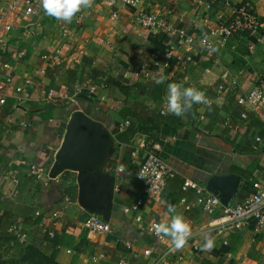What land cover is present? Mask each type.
<instances>
[{"label":"crops","instance_id":"obj_1","mask_svg":"<svg viewBox=\"0 0 264 264\" xmlns=\"http://www.w3.org/2000/svg\"><path fill=\"white\" fill-rule=\"evenodd\" d=\"M30 1L34 13L28 21L14 18L6 51L0 54V98H4L0 105V230L14 225L24 235L23 241L40 244L42 252L58 264H116L118 260L264 264V232L256 233L251 227L220 234L217 230L224 208L235 207L255 193V184L264 187V146L253 141L264 126L251 109L236 102L264 78V39L235 34L206 53L196 41L186 46L175 34L141 28L134 23L137 10L121 3L107 7L90 0L89 7L76 13L81 21L75 25L73 18L65 22L47 15L42 0ZM204 2L142 0V5L170 28L197 39L218 18L229 19L233 12L223 0L209 10ZM249 2L264 29V0ZM112 13L116 18L111 19ZM55 46L61 47L59 59L43 64L40 55ZM19 50L26 53L25 59L13 63L10 53ZM178 56L191 60L181 67ZM154 57L167 68L157 71ZM5 63L11 65L14 84L20 85L25 78L32 81L20 93L4 84L1 66ZM142 65L154 80L142 76ZM40 68L44 74L37 73ZM160 77L164 80L156 83ZM99 78L107 81L105 89L74 94L78 85ZM232 79L237 83L235 90L217 93L218 85L227 87ZM170 83L194 87L212 103H194L182 117L174 116L167 108ZM48 89L53 90L51 97L45 93ZM75 112L107 136L104 155L91 168L111 183L105 211L89 212L78 205L75 174L57 171L50 177L55 153ZM154 142L175 172L158 204L144 197L136 179L143 157L140 147ZM31 163L43 169L40 180L29 174ZM118 167L122 171L117 175ZM223 177H228L226 189ZM184 179L206 185L219 199L214 214L197 205L191 191L181 190ZM115 187L120 190L115 192ZM138 200L142 204L137 211L124 214ZM168 204L173 205V213L167 212ZM90 214L101 218L107 233L86 232L83 222ZM173 215L183 216L190 226L185 245L173 251L171 238L161 233L153 246L149 224H168ZM207 238L213 239V247L201 250ZM152 246V253L143 256Z\"/></svg>","mask_w":264,"mask_h":264},{"label":"built area","instance_id":"obj_2","mask_svg":"<svg viewBox=\"0 0 264 264\" xmlns=\"http://www.w3.org/2000/svg\"><path fill=\"white\" fill-rule=\"evenodd\" d=\"M107 7H112L117 3H121L124 6L132 7L137 10L134 17V23L145 30L163 32L165 34H175L178 39L182 41L186 46H190L195 41L198 45L204 48L206 53L213 51L215 45L223 46L233 35L247 34L250 36H260L264 39V29L260 20L255 15L250 0H223L224 3L230 6L233 10L229 19L224 20L218 18L213 28L209 29L207 33L201 37L194 39L191 36H186L183 31L170 28L167 23L161 21L154 13L149 12L142 4V0H94ZM217 0H205L204 6L207 10L211 9ZM22 6V7H21ZM21 7V9H19ZM20 10V11H19ZM34 13L33 5L30 0H4V3L0 4V54L5 53L8 42V35L14 27V18H23L29 20L30 16ZM116 18V13H112L111 19ZM75 25H78L81 21V16L75 14L73 17ZM60 48L55 46L52 48V52L40 55V60L43 64L56 62L60 57ZM26 53L23 50L10 53V59L13 63H18L25 59ZM190 57H177L178 66H185L190 62ZM154 66L157 71H161L167 68V64L159 62L158 58H153ZM3 81L6 86L12 88L14 93H20L22 89L31 84L29 78L22 80L20 85L14 84V76L11 65L5 63L1 66ZM146 79L154 80V76L150 75L146 71V67L142 65L139 71ZM38 74H44V69L40 68ZM15 85V86H14ZM218 85L217 93H221L226 88L235 90L237 83L235 79H232L230 83L226 85ZM107 87V81L99 78L95 83L80 84L74 89V94H81L87 92L89 94L97 92L99 89H105ZM48 97L53 95V90L48 89L45 92ZM237 104L242 107L251 109L256 119L264 126V78L256 83L246 94L238 96L236 100ZM4 103V98H0V105ZM212 103L211 99H205L198 103L200 106H208ZM245 115L242 114V118ZM19 126L26 127L25 122H20ZM254 144L257 146H264V132L257 134L253 138ZM140 149L143 152V157L138 167L136 179L142 186L144 197L153 203H160L162 191L165 189L167 182L175 177V172L168 166L161 155L160 145L156 142L149 143L148 145H142ZM139 149V150H140ZM138 150H135L132 154H136ZM29 174L33 175L37 180L43 177V169L36 166L34 163L29 165ZM122 169L118 167L116 169L117 175ZM116 175V176H117ZM256 191L249 197L245 198L240 204L235 207H226L223 209V215L218 219V232L223 233L225 231H231L241 227H251L256 233L264 232V187L259 188L256 184ZM181 190H189L195 197V202L200 205L202 209L208 214H214L220 206V201L217 197L212 195L206 185H202L195 181L184 179L181 183ZM120 189L115 187V192ZM142 201H136L132 206L124 209V214H131L136 212L141 206ZM56 216L57 213H53ZM136 222L140 221V217L136 216ZM158 223L152 222L148 226V231L151 234L153 240V246L156 245L161 238V233L156 231V225ZM83 228L90 235L107 233V228L102 222L101 218L97 215L90 214L83 222ZM1 233V230H0ZM4 234L11 236L12 238L23 240L24 235L13 225L4 229ZM53 234L50 233L49 237ZM152 247L143 251V256L147 257L152 253ZM70 253V251H67ZM96 258L93 257V261ZM116 264H132L128 261L118 260ZM137 264V263H135Z\"/></svg>","mask_w":264,"mask_h":264},{"label":"water","instance_id":"obj_3","mask_svg":"<svg viewBox=\"0 0 264 264\" xmlns=\"http://www.w3.org/2000/svg\"><path fill=\"white\" fill-rule=\"evenodd\" d=\"M107 136L105 131L89 120H80L79 113H73L66 125L62 145L56 151L50 177L57 171H67L74 175L77 186V203L86 211L108 210L111 183L109 179L92 172L104 155ZM228 177L222 178V188L226 189Z\"/></svg>","mask_w":264,"mask_h":264},{"label":"clouds","instance_id":"obj_4","mask_svg":"<svg viewBox=\"0 0 264 264\" xmlns=\"http://www.w3.org/2000/svg\"><path fill=\"white\" fill-rule=\"evenodd\" d=\"M89 6L90 0H42V7L47 15L65 22L71 21L82 7L86 8ZM163 80L164 77H160L155 82L160 83ZM202 101H205L203 92L194 87L185 88L176 83L167 85V108L168 112L174 116L182 117L185 112L192 108L194 103ZM167 212H174L173 205L168 204ZM156 231L171 238L174 246L173 251L182 248L191 235L190 226L181 215H173L168 224H157ZM213 243V239H205L201 245V250L211 249Z\"/></svg>","mask_w":264,"mask_h":264},{"label":"rangeland","instance_id":"obj_5","mask_svg":"<svg viewBox=\"0 0 264 264\" xmlns=\"http://www.w3.org/2000/svg\"><path fill=\"white\" fill-rule=\"evenodd\" d=\"M34 251L40 252L23 240L0 238V264H28L32 260L43 261L42 257L46 255L40 252V257L35 258L37 255ZM51 261L53 262L52 258Z\"/></svg>","mask_w":264,"mask_h":264},{"label":"trees","instance_id":"obj_6","mask_svg":"<svg viewBox=\"0 0 264 264\" xmlns=\"http://www.w3.org/2000/svg\"><path fill=\"white\" fill-rule=\"evenodd\" d=\"M0 238H6V239H13L11 236H8L6 234H4V230L1 231L0 233ZM31 247L39 250L41 253H42V250H41V247H40V244H35V243H28ZM40 252H36L34 251V254H36L37 257H40ZM35 256V255H34ZM43 261H39V260H32V261H29L28 264H58L56 263L54 260L53 262L51 261V257L50 256H46V257H42Z\"/></svg>","mask_w":264,"mask_h":264}]
</instances>
